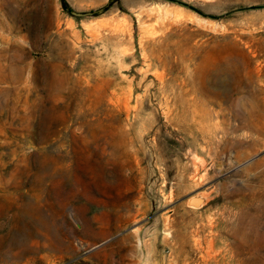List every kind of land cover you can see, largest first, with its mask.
<instances>
[{"label":"rangeland","instance_id":"rangeland-1","mask_svg":"<svg viewBox=\"0 0 264 264\" xmlns=\"http://www.w3.org/2000/svg\"><path fill=\"white\" fill-rule=\"evenodd\" d=\"M0 264H264V0H0Z\"/></svg>","mask_w":264,"mask_h":264},{"label":"water","instance_id":"water-1","mask_svg":"<svg viewBox=\"0 0 264 264\" xmlns=\"http://www.w3.org/2000/svg\"><path fill=\"white\" fill-rule=\"evenodd\" d=\"M190 202L193 204H196V205L199 203V201L197 199H191Z\"/></svg>","mask_w":264,"mask_h":264}]
</instances>
